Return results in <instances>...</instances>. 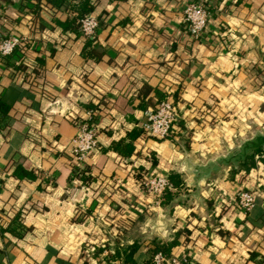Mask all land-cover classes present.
Returning a JSON list of instances; mask_svg holds the SVG:
<instances>
[{"label":"crops","instance_id":"1","mask_svg":"<svg viewBox=\"0 0 264 264\" xmlns=\"http://www.w3.org/2000/svg\"><path fill=\"white\" fill-rule=\"evenodd\" d=\"M83 1L101 23L99 59L58 24H76ZM187 1L0 0V37L28 41L0 62V228L19 232L0 229V264H149L154 240H175L169 255L192 264L264 259V0H194L210 12L200 40L186 34ZM162 94L177 131L146 137L144 114ZM88 110L97 148L83 181L71 141ZM144 173L177 175L181 188L161 203L141 188ZM239 191L255 197L246 213Z\"/></svg>","mask_w":264,"mask_h":264},{"label":"built area","instance_id":"2","mask_svg":"<svg viewBox=\"0 0 264 264\" xmlns=\"http://www.w3.org/2000/svg\"><path fill=\"white\" fill-rule=\"evenodd\" d=\"M71 12V11H68ZM73 15V13H70ZM210 12L201 2L188 0L183 9V23L186 34L193 40H200L207 29ZM80 35L84 39L95 40L100 28V20L89 15L76 18ZM28 44L27 38L4 34L0 38V62L6 61L15 52H22ZM177 120V110L171 96L160 100L154 109L145 112L141 129L146 137L160 139L172 138L177 131L174 126ZM76 131L72 138L73 146V172L80 173L91 153L97 148V126L94 122V112L86 111V117L73 123ZM258 164L264 159V153L255 157ZM139 184L144 192L154 200H159L166 190L171 189L167 178L144 173L139 179ZM236 207L246 213L255 203L254 195L249 191H239L235 198ZM82 214V213H80ZM79 214L78 217L81 215ZM93 251V249H92ZM151 264H192L189 256L183 254L179 257L165 256L157 252L151 256Z\"/></svg>","mask_w":264,"mask_h":264},{"label":"trees","instance_id":"3","mask_svg":"<svg viewBox=\"0 0 264 264\" xmlns=\"http://www.w3.org/2000/svg\"><path fill=\"white\" fill-rule=\"evenodd\" d=\"M48 1L50 3H52L53 5H55L57 8H61V5H62V3L65 0H48ZM76 11H78V10H76ZM90 11H91V7L88 5V3L86 1L81 2L78 15L79 16L86 15ZM58 24L60 26H62L64 29L66 27H72L73 30L76 32V34H80L78 24L77 23L75 24L73 21H68V22L58 23ZM82 54H83V57H85V58L99 59L100 53H97L95 40L85 39V44H84L83 49H82ZM4 62L5 61H1V63H4ZM23 78H24V80H26L27 77L26 76H23ZM28 82H29V80H28ZM164 97L165 96L162 94L161 97H160V100L164 99ZM8 110H9V106L7 104H5L3 102V100L0 98V113L6 115L7 112H8ZM262 153H264V151L259 150V151H257L256 156H258V155H260ZM260 162H261L262 165H264V159H261ZM242 166H243V168L245 170H249L251 167L253 168L255 166V158H254V156L253 157L251 156V157L247 158L243 162ZM15 175L18 178H26V179H33L34 178V176L30 172H27V171L23 170L22 168H17L15 170ZM74 177L81 178L83 181H85V180L88 179V177L85 175V169L82 170L80 173L73 172L72 178H74ZM168 180H169L172 188H175L176 190H179L181 188V180L179 179V177L177 175H170L169 178H168ZM175 195L176 194L172 193V191L166 190L163 193L162 197H161V203H168L169 201H171L175 197ZM14 219H15V221H17L19 218L18 217L17 218L15 217ZM261 221H264V215H262ZM0 229L3 232L4 231H9V232L14 233L15 235L19 236V232H16L14 229H12L10 227L7 228V229H5V230L2 229V228H0ZM176 243L177 242L175 240L172 241V242H170V243H162V242L157 241V240L152 241L150 243L151 256L153 254L157 253V252H160L163 255L168 256L170 249ZM136 249H137V245H133V246H131V247L128 248V254H126L124 256V260L126 262H128V263L131 262V260H132L131 259L132 252L136 251ZM149 264H151V258L149 260ZM260 264H264V259H262V261H261Z\"/></svg>","mask_w":264,"mask_h":264}]
</instances>
